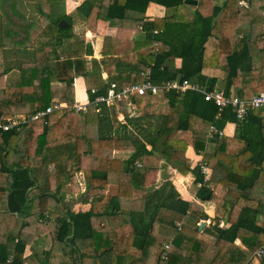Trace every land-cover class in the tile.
<instances>
[{"label": "trees", "instance_id": "obj_1", "mask_svg": "<svg viewBox=\"0 0 264 264\" xmlns=\"http://www.w3.org/2000/svg\"><path fill=\"white\" fill-rule=\"evenodd\" d=\"M26 1L0 0L1 31L33 35L30 46L36 58L20 63L19 78L6 79L14 67L1 62L8 42L0 44V118L18 113L30 117L55 101L68 106L28 120L23 139L16 128L0 132V200L20 189L15 197L22 206L19 215L8 212L15 215L13 223L0 228V264H50L51 254L57 252L73 264H256L249 258L264 245V106L249 107L239 121L237 108L230 104L221 108L191 88L147 91L114 105L101 103L100 110L92 104L87 111H78L72 104L73 82L79 76L88 78L89 92L93 84L101 83L98 92L105 93L111 81L123 86L147 78L160 85L187 79L207 91L252 98L264 90V22L254 20L264 11V0H250L248 7L240 6L239 0H199L185 14L181 12L189 5L184 0H100L97 5L85 0L79 10L85 9L87 17L97 16L104 7L106 17L123 18L118 32L105 36L101 58L92 57L91 66L87 59L94 54L92 44L75 36L72 17L55 14L56 4L66 0H35L50 5L45 25L28 15ZM151 2L165 7L164 17L147 18ZM127 11L137 15L125 17ZM62 19L67 26L59 25ZM87 20L94 29L96 18ZM137 30L140 39L133 37ZM23 39L11 44L20 45ZM233 43L239 49L232 48ZM222 55L227 58L223 65ZM209 68H220L222 77L206 74ZM94 74L97 79L90 78ZM134 106L140 115L131 114ZM227 122H237L233 136L210 134L212 125L222 130ZM91 125L98 129L97 138L87 136ZM208 143L213 144L211 150ZM189 146L213 171L208 178L201 164L192 167L186 156ZM118 150L129 157L114 156ZM154 153L179 173H193L200 183L196 199L213 201L216 212L229 223L221 232L212 230L213 243L199 236L197 222L206 214L197 200L183 199L169 181L156 188L158 165L143 163ZM40 168L37 233L49 231L53 241L44 259L33 253L24 257L26 244L21 239L28 225L27 194L37 186ZM78 171L84 173L85 193L100 195L89 211L68 212L55 223L46 211L62 199L65 181L73 180ZM112 182L119 187L116 195L106 193ZM123 213L130 215L128 221L121 220ZM184 215L190 222L176 225ZM259 261L264 264V255Z\"/></svg>", "mask_w": 264, "mask_h": 264}, {"label": "crops", "instance_id": "obj_2", "mask_svg": "<svg viewBox=\"0 0 264 264\" xmlns=\"http://www.w3.org/2000/svg\"><path fill=\"white\" fill-rule=\"evenodd\" d=\"M85 0H66L65 3H61V4H56V11L55 14L59 15L62 13H66L67 15H69L70 17H72L73 20V33L75 34V36H77V34H83L82 36H84V38L92 44L93 46V51L94 54L92 56H88V62L89 65L91 66V59L92 57H96V58H101V50L103 48V42H104V38L105 36H112L115 35L118 32V27L122 26L123 24V18H119V17H106V8L102 7L101 12L99 10V13L97 14V16H93L92 14L94 13L95 9H93L92 11V16L87 17L86 13H85V9L84 10H79L80 5L82 4V2H84ZM93 2H95V4L97 5L99 3L100 0H92ZM248 2L250 0H247ZM199 2V0H198ZM27 8H28V12H29V16L32 15V9L38 10V12L34 13L36 16H32L35 20H41V16L44 19H48L49 20V9H50V5L47 4L46 2H41V1H31V0H27L26 2ZM187 4V3H186ZM189 6L184 8L182 10L181 13L185 14V13H189V10H193L194 9V4H188ZM47 9H44V8ZM166 14V9L164 6L155 3V2H151L147 8V11L145 13V15L147 16V18L149 19H156V18H162L164 17ZM137 15V12H133V11H127L125 14V17L129 16V17H134ZM191 17V15H189ZM222 15H220L219 17L217 16L215 18V21L219 20L220 17ZM31 17V18H32ZM95 17V28L92 29L89 26V20L87 19H95L93 18ZM2 19V10L0 8V20ZM254 20L259 22V23H263L264 22V15L263 12L258 13L257 16H254ZM40 21V22H41ZM42 23V22H41ZM43 25L47 24V22ZM2 34L3 40H1L0 37V44L5 42V38L9 33H4L0 30V35ZM86 36V37H85ZM133 37L140 39V31H135L133 34ZM31 36H29V39H24L23 43H20V47H24V48H19L17 44H9L4 47V61H8L13 65V69L11 71H9L6 74V79H17L20 77L21 72L18 69L19 65L21 62H33V60H35V54L33 52H30L31 50L34 51V48L30 46L29 41H30ZM27 42V43H25ZM3 45V44H2ZM233 47L232 48H236L239 49V45L238 43H233L232 44ZM5 46V45H3ZM18 48V50H17ZM23 53V55L25 56L24 58L21 57V53ZM99 54V55H98ZM22 55V56H23ZM10 59V60H9ZM90 59V60H89ZM220 62L221 64H225L227 62V58L226 55H222L220 57ZM177 65L181 64V59L178 58L176 61ZM148 70V69H147ZM206 74H209L210 76H217V77H222V70L220 68H209L207 70H205ZM103 77H106V74L103 73ZM91 79H97V77L94 75H92L90 77ZM74 102L73 104L78 101V102H86L88 99V85H89V80L88 78L79 76L77 78H75L74 80ZM104 83V81H103ZM97 87L101 86V83H97L96 84ZM203 88V87H202ZM205 89V88H204ZM230 95H234V93H231ZM58 102V101H55ZM54 103V102H53ZM51 105V104H50ZM142 113V112H141ZM16 115H24L25 113H18ZM14 115V116H16ZM33 115V114H32ZM137 116V115H136ZM119 118L121 119L120 115ZM236 126H237V122H227L225 127L221 130V136H233L236 130ZM130 129H132V131H136L135 128L129 126ZM25 127L23 126L20 130L19 136L23 137L25 136ZM87 136L89 138H97L98 137V129L96 128L95 125H91V127L89 126L87 128ZM22 142V140H21ZM21 142L19 140L18 142V146H17V150L16 153L14 155V161L18 162V158H19V152H20V147H21ZM149 148H151V146H148ZM213 147V144L208 143L207 148L208 150H211ZM114 156H117L120 159H127L129 157V154L125 151H114ZM186 156L188 158H190L191 160V165L192 167L201 164L203 165L202 162V156L197 154V152L195 151V149L192 146H189L187 148L186 151ZM145 160H150V163H153L155 165H158L159 167V172L157 174V183H156V188L159 187L161 184H163L166 181H169L170 183H172L174 185V187L177 189V191L179 192L180 196L183 199L189 200V201H193V200H197L198 203H200L202 205V207H204V211L205 214L212 219L213 221L217 220L219 221V225L223 227V230L227 227H229V223L226 222V220L223 218V215L216 212V204L213 201H200L198 199H196V192L199 188V183L195 182V175L193 173H188L186 175L179 173L176 169L172 168L171 166H166V162L164 159H162L157 153L154 154H150L144 157V164H147V161ZM155 163H154V162ZM42 168H40V170L38 171V176H39V181L37 183V186L33 189H31L27 196H28V200L31 201L30 203H28L26 205V210L25 212H28L29 215L27 217H25L24 219L28 222V225H26V227H24L21 231V239L22 241L26 244L25 247V251L23 256H29L30 254H35L39 259H44L47 252L51 249L52 247V234L49 231H41V233H37V224L39 221V217H40V213H39V209H40V202L38 200V198H35V194L39 193V188L41 186V184H43V170H41ZM165 169H170V171H168V173L171 175L168 177H165L162 181H161V174L162 171H165ZM36 171V172H37ZM213 172V171H212ZM211 172V173H212ZM210 173V174H211ZM210 175L207 176V178ZM118 184L117 183H110L107 186L106 189V193L107 194H111V195H116L118 193ZM100 194H93V195H88L87 193H85V177H84V173L83 171H78L75 174V177L73 180H69L67 179L60 191L59 196L62 197V199L58 198L57 200V205L55 206H49L48 210L46 211V215L47 217H51V219L57 223V218L58 216H66L68 215V212H73V213H78V212H86L89 211L90 208L92 207V201L98 197ZM30 196V197H29ZM8 197V195H7ZM7 197L2 198L0 200V228H7L5 223H13L11 220H14L15 215H10L8 212H11L8 208V204H7ZM35 198L32 199L31 198ZM60 200V202H59ZM21 205V204H20ZM22 208V206H21ZM21 211V210H20ZM169 210L162 208V212L163 213H170L168 212ZM11 213H17L19 215L20 212H11ZM122 213V212H121ZM130 218V215L128 214H121V220L124 219L125 221H128ZM7 219V220H6ZM202 220L198 221L197 224L199 225L202 221H203V217L201 218ZM191 220V218L188 215H184L181 216L180 218L177 219L176 221V225L180 224L181 226L189 223ZM132 226V225H131ZM13 227V225L11 226ZM9 228V227H8ZM159 229H163V227H158ZM7 230V229H6ZM213 227L208 223L206 224L202 229H199L200 231V238L206 240L209 243H213L215 241V234L213 233ZM4 231V230H1ZM132 240V237H130L129 241ZM239 243V241H237ZM89 249V247H87V250ZM50 264H73L71 263L69 257L64 256L63 254H61L60 252H57L56 254H51L50 258H49ZM256 264H260L259 260H254Z\"/></svg>", "mask_w": 264, "mask_h": 264}, {"label": "built area", "instance_id": "obj_3", "mask_svg": "<svg viewBox=\"0 0 264 264\" xmlns=\"http://www.w3.org/2000/svg\"><path fill=\"white\" fill-rule=\"evenodd\" d=\"M239 5L243 7H248L249 2L247 0H239ZM147 72H150V69H148ZM190 88L200 91L204 94L206 100L213 101L216 105L220 106L221 108L225 107L228 104L237 108V118L239 121H243L246 118L249 107L260 108L264 106V90L255 94L250 99H243L238 95H226L223 90L219 89L214 91H207L206 89L201 88L198 84L191 83L187 79H184L183 81L168 80L160 85L152 83L151 80L147 78V80H145L143 83H131L129 85L123 86H120L117 82L111 81L107 84L105 93H99V87L93 86L90 88V92L88 91L87 101L84 103L76 101L74 104H72V107L78 111L85 112L88 110V106L93 104L96 107L95 110H100L101 103H106L107 105H114L115 103L124 100H130V98L135 94H144L147 91H150L151 93H158L161 89H177L178 91H186ZM67 106L68 104L66 102L58 101L52 103L45 109L37 111L30 117H26L24 115H16L8 119L0 118V132L12 130L14 128L20 131L28 120H34L44 117L55 109ZM211 133L221 134L222 132L221 130H218L214 125H212L210 134ZM202 171L204 172L206 178L211 173L210 168L205 164L202 165ZM165 247L168 248L169 245L165 244ZM263 255L264 245L259 247L253 253H251L249 260H259L260 257ZM164 256H166V252H164Z\"/></svg>", "mask_w": 264, "mask_h": 264}, {"label": "rangeland", "instance_id": "obj_4", "mask_svg": "<svg viewBox=\"0 0 264 264\" xmlns=\"http://www.w3.org/2000/svg\"><path fill=\"white\" fill-rule=\"evenodd\" d=\"M1 8V7H0ZM44 9H47L46 7L44 8ZM1 10H2V8H1ZM37 13L38 12V10H35V9H32V12H31V14L32 15H30L31 17L32 16H36L34 13ZM40 19H42V23H48V19H44L42 16H41V18ZM0 23H1V20H0ZM1 26V25H0ZM1 30V29H0ZM34 30H37V28H34L33 29V31ZM12 33H14L13 31H11L7 36H6V38H5V41H6V43L8 42V43H17V41H18V39H20V38H22V37H24V39H29V35L31 36V34H27V35H22V34H20V35H15V34H12ZM84 34V33H83ZM83 34H77V38H79V39H81V38H83L84 36H82ZM0 37H1V40H3V37H2V34L0 35ZM86 37V36H85ZM23 39V40H24ZM25 43H27V42H25ZM31 43H34V41H33V35L31 36V38H30V41H29V44H31ZM3 45H4V43H3ZM18 47L19 48H24V47H20L19 45H18ZM17 50H18V48H17ZM30 52H33L34 53V51L33 50H31ZM20 53H21V51H20ZM22 55H23V53H21ZM102 54V53H101ZM21 55V57L22 58H24L25 56L23 55L22 56ZM99 55V54H98ZM4 59V58H3ZM88 60V59H87ZM90 60V59H89ZM34 61V60H33ZM1 62L3 63V65H4V63H5V61H3L2 59H1ZM8 62V61H7ZM92 84V83H91ZM97 84V83H96ZM96 84H93L91 87H93V86H97ZM90 85H88V87H89ZM116 104V103H115ZM131 114H135V115H140L141 114V110L139 109V108H137V107H133L132 109H131ZM121 116V115H120ZM121 118H123L122 116H121ZM154 162V161H153ZM150 162L149 161H147V164H149ZM155 163V162H154ZM151 164H153V163H151ZM156 164V163H155ZM167 167L169 166L168 164H165ZM168 171H170V169H165V171H162V174H161V181L165 178V177H168V176H170L171 177V175L168 173ZM211 175V174H210ZM203 209H204V207H203ZM202 219H200V221H201ZM211 221L210 220H207V224L208 223H210Z\"/></svg>", "mask_w": 264, "mask_h": 264}, {"label": "water", "instance_id": "obj_5", "mask_svg": "<svg viewBox=\"0 0 264 264\" xmlns=\"http://www.w3.org/2000/svg\"><path fill=\"white\" fill-rule=\"evenodd\" d=\"M184 1L187 4L196 5L198 3V0H184ZM59 25L61 27H65V26L68 25V23L64 19H62L59 22ZM19 190L20 189H13L8 194L7 204H8V208H9V210L11 212H20V210H21V205H20L19 201L15 197V193L18 192ZM207 220L211 221L209 224L213 227V229H215L218 232L223 231V227L219 225V221H217V220L213 221L207 215L203 216V221L199 224V229H202L207 224Z\"/></svg>", "mask_w": 264, "mask_h": 264}]
</instances>
